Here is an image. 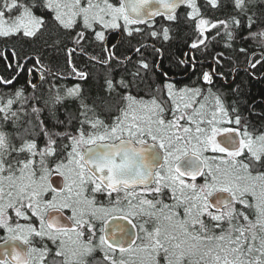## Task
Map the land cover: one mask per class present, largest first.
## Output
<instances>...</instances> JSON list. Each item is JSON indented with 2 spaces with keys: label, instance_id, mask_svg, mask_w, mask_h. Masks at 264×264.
I'll return each mask as SVG.
<instances>
[{
  "label": "snow or ice",
  "instance_id": "1",
  "mask_svg": "<svg viewBox=\"0 0 264 264\" xmlns=\"http://www.w3.org/2000/svg\"><path fill=\"white\" fill-rule=\"evenodd\" d=\"M180 5L190 8L198 33L190 50L205 46L209 31L213 41L226 38V50L237 41L264 49V0H225L232 12L214 21L197 0H0V39L35 38L50 15L75 45L64 49L71 64L73 54H87L89 33L105 42L106 30L132 37L143 32L134 26L154 28L157 16L178 23ZM170 31L148 35L168 41ZM115 48L90 59L119 63ZM225 58L222 51L214 60ZM34 59L28 68L14 46L0 50L8 69L39 73L38 83L26 81L31 92L0 96V264H264V130L235 104L210 88L166 82L151 89L144 59L118 80L109 67L102 90L115 102L98 92L89 104L79 85L61 94V74ZM261 64L264 52L250 60L253 69ZM216 75L223 73L212 68L202 80L210 85ZM16 79L0 77V85ZM141 85L151 89L148 98ZM69 101L76 111L65 107Z\"/></svg>",
  "mask_w": 264,
  "mask_h": 264
},
{
  "label": "trees",
  "instance_id": "2",
  "mask_svg": "<svg viewBox=\"0 0 264 264\" xmlns=\"http://www.w3.org/2000/svg\"><path fill=\"white\" fill-rule=\"evenodd\" d=\"M200 7L201 13L205 9V4L203 0L197 2ZM188 7L183 6L176 13L178 17V23L169 22L167 20L154 19L150 24H154V28H148L145 25H137L134 27H140L143 29V32L140 34H134L132 37H128L121 30H118L120 33V38L116 42L115 56L117 60H112L110 66L100 65L91 63L89 61L85 62L87 66V79L83 84L82 95L84 97H89L88 103H93V100L96 94L99 92L100 95L105 96L103 92V85L105 78L109 75V67L114 71L112 75L118 80L121 75L125 72L136 71L138 69L137 61L144 59L150 65V70L147 77L145 78L148 83L151 85V89H155L157 85H163L166 82L174 84L177 88H183L184 86L189 87H201L208 91L210 88L213 92H217L225 99L226 104H235L237 109L244 115L248 116L250 121L255 127L261 128L264 130V74L261 78L257 77L256 74L254 77L251 74L236 69L234 78L231 74V70L235 63L245 64L247 60V54L238 53V48L235 50H226L222 47L223 36L216 41H212L211 45L208 48L206 57L203 48L200 46L195 50H192V54L196 56L199 60H203L205 64L200 65V71L194 70L191 74L187 72L190 71V66L179 63L180 60H183V55H185L186 61H189V54L187 49L191 41V38H194L198 35L195 29V21L189 20L187 16ZM37 15L41 14V10L37 8L35 10ZM213 14H218V11H215ZM47 23L42 31H40L35 38H24L22 34L16 38L0 39V50L4 49L5 44L9 47H15L16 51L26 53V52H38L44 54V57L52 60V62L60 65L59 61H65L64 49L68 46L69 42L67 39V32L62 29H59L56 22H54L50 15L46 16ZM167 26L171 29L168 41H164L161 35L160 39H152L149 37L148 33L150 31H162V28ZM99 30V28L97 29ZM223 31L222 28L218 29ZM255 31V29H253ZM76 31H80L79 28ZM114 34L112 30H106L105 34ZM211 35H215L214 31L209 32ZM71 35H75V32H72ZM88 36L92 37L91 41H86L82 44V47L86 49V53L95 55L100 60H104L105 54L101 42L95 41L94 33H89ZM60 40L59 46L55 44L56 40ZM225 41V40H224ZM90 43L94 45L91 46ZM239 44L240 47L249 49V44H241L238 41L235 43V46ZM142 45H147L142 48L140 53L134 51L135 48L141 47ZM239 47V48H240ZM161 49L160 53H157L155 49ZM226 53V58L222 61L224 66L221 68L223 70L222 81L219 78L213 79L212 84L202 83L201 76L202 71L206 66H211V63H214L216 67L217 63L214 60L213 55L215 52ZM95 55V56H96ZM125 58H130L126 60ZM83 61L82 58H78ZM215 61V62H214ZM264 66V64H263ZM197 69V68H196ZM264 69V68H263ZM141 75H143L144 70L139 69ZM167 74L166 76L164 74ZM254 75V73H252ZM0 76L6 78L8 76V71L5 69V62L0 61ZM171 79V80H170ZM143 89L140 91L141 96H146V93L150 92V88L146 85H141ZM152 94H155L154 92ZM110 102H115V97H107ZM65 107L69 111H76L78 104L72 101H69ZM61 115V119H63ZM51 121L49 122V124ZM102 254L97 253V256L100 257Z\"/></svg>",
  "mask_w": 264,
  "mask_h": 264
},
{
  "label": "flooded vegetation",
  "instance_id": "3",
  "mask_svg": "<svg viewBox=\"0 0 264 264\" xmlns=\"http://www.w3.org/2000/svg\"><path fill=\"white\" fill-rule=\"evenodd\" d=\"M198 1L199 0H197V2ZM203 2L205 4V0H203ZM220 3H221V7L218 9H212L210 5L205 4V9H204L203 14H202L203 18L210 19L213 21L218 20V19H225L228 16V14L230 12H232V9L223 7L225 0H220ZM183 6H186V5H183ZM183 6H181V7H183ZM181 7L176 11V13L181 9ZM189 11H190V8H188L187 13ZM215 11H218V14H213V13H215ZM176 13H175V15H176ZM157 18L161 19V20H167L165 16H157L155 19H157ZM209 32L207 33L208 40L206 41V45L201 46L205 52L204 57H206L207 52H209L207 47H209L211 45V42L213 41L212 36H215V35H211ZM112 33H114V34H108V33L105 34L106 41L101 42L103 49L107 48L109 51H111L112 45L116 44V42L120 38V33L118 30H112ZM72 36H74V35H72ZM197 37H198V35L194 38H191L189 45L194 40H196ZM91 39H92V37L88 36V40L91 41ZM225 39H226L225 37L222 39V47H223ZM90 44H91V46L94 45L93 43H90ZM248 44H249V49H248V53H247V60H246L245 64H241V63H235L234 64V66L231 70V74H232L233 78H234L236 69L241 70V71H245V72L251 74V76H253V77L256 74H258L257 77L261 78L262 75L264 74L263 64L257 65V67L255 69L250 67V60L252 63H255L256 60H260L261 59V52H264V49L258 48L255 44H253L252 41H248ZM189 45H188V47H189ZM73 47H75V45L69 43L66 48H73ZM239 47H240L239 44H237L236 46L234 45V48L239 49ZM187 52L189 54V61L187 63H185V65L190 66V71L187 73L191 74L192 71H194V70L200 71V65L205 64L203 62V60L201 61L196 56H194L192 54V50H190V48L187 49ZM19 53H20V63H22V64L26 63L28 68H31L33 66V64L35 63L34 57L39 56L42 64L46 65L47 67H50L54 72L60 73L62 78L57 80L56 83L60 86L61 94H63L64 90H66L67 88L74 87L76 85H79L83 91V84L87 78L81 79L80 77H78L76 75V73L73 71V65L75 66L77 71H83V72L87 73V68H86L87 66L85 65L84 61L85 62L89 61L91 63H94L90 59V57H93V55L88 54V53L86 55H80V54H78V52L76 54H73L71 56V64H70L69 63V57H68V55H66V53L64 51L66 59H65V61H59L60 65L57 63V61H56V63H54V62H52V60L45 58L44 54H40L38 52H26V53L19 52ZM218 53H220V51L215 52V55H213V57L216 56ZM238 53H240V52L238 51ZM93 54L96 55L97 53L95 52ZM104 54H105V58H106L108 53L104 51ZM25 55H30L32 58L25 61L24 60ZM185 55H186V53H184V55H183L184 61H186ZM79 57L82 58L83 61L79 60L78 59ZM95 57H97V55ZM114 60H116V59H114ZM95 64H100V63H95ZM100 65H102V64H100ZM217 66L218 67H216L214 63H211V66L210 67L206 66L202 72L208 71L212 68H215L217 73H222L223 70L221 68L224 66V63L217 64ZM5 69L8 71V76L6 78L3 77L4 79H11L13 76L17 77V79L13 82L11 87H9L7 85H0V96H4L5 99H7V94L13 93L18 88L26 87V81L31 80L32 83H34V84L39 82V73L30 74L27 71V69L13 71L11 69H8L6 67V65H5ZM252 73H254V75ZM257 77H254V78L257 79ZM48 78L50 80L52 79V77H50V76ZM215 78H219L222 81H224V78L220 75L214 76L213 79H215ZM201 81H202V83H205L202 80V76H201ZM43 87L45 89H48L49 86H48V84H44ZM56 90H57L56 88H53V89H51V92L54 93ZM31 91H32V89L30 87H26V94H27V92H31ZM50 125H51V123H50ZM57 130L62 131L63 129H57ZM40 143L43 144V141L41 140Z\"/></svg>",
  "mask_w": 264,
  "mask_h": 264
},
{
  "label": "water",
  "instance_id": "4",
  "mask_svg": "<svg viewBox=\"0 0 264 264\" xmlns=\"http://www.w3.org/2000/svg\"><path fill=\"white\" fill-rule=\"evenodd\" d=\"M181 6H183V5L178 6L177 10H178ZM177 10H176V11H177ZM155 18H156V17H155ZM155 18H154V19H155ZM150 22H152V21H150ZM114 33H115V32H114Z\"/></svg>",
  "mask_w": 264,
  "mask_h": 264
}]
</instances>
